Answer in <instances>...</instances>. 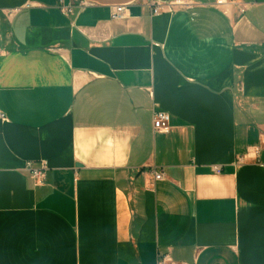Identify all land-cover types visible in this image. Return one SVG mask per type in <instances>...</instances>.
Masks as SVG:
<instances>
[{
	"label": "crops",
	"instance_id": "0c3cea01",
	"mask_svg": "<svg viewBox=\"0 0 264 264\" xmlns=\"http://www.w3.org/2000/svg\"><path fill=\"white\" fill-rule=\"evenodd\" d=\"M148 1L0 0V264H264V0Z\"/></svg>",
	"mask_w": 264,
	"mask_h": 264
},
{
	"label": "built area",
	"instance_id": "2783aa9c",
	"mask_svg": "<svg viewBox=\"0 0 264 264\" xmlns=\"http://www.w3.org/2000/svg\"><path fill=\"white\" fill-rule=\"evenodd\" d=\"M59 2V8L61 12L64 15H70L73 13L72 7H64L62 5V0H58ZM216 3L218 5H224L226 4L225 0H216ZM87 4L84 1H79L78 8H84ZM148 6L150 8V11L152 15H158L160 13L165 12L166 10L168 12H173L176 8H186L189 5L182 2L181 0H176L174 2L170 3H164V2H154L149 0ZM125 15V6H117L112 9L110 17L113 20H120L124 18ZM170 116L167 112L164 111H158L154 112L153 114V129L155 132L162 133V134H168L170 131ZM26 169L30 173L31 178L34 180L36 185H41L45 182L46 179V171H47V164L46 162H41L40 167H34L31 162H28L26 164ZM214 172L219 174L220 168L214 167ZM154 177L156 180H159L163 177L162 173H155ZM157 264H176L173 263L168 256H163L160 258Z\"/></svg>",
	"mask_w": 264,
	"mask_h": 264
}]
</instances>
